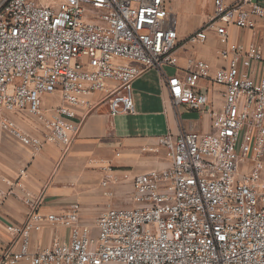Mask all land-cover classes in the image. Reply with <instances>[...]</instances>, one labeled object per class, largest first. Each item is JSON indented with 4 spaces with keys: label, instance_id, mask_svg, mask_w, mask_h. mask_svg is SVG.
<instances>
[{
    "label": "built area",
    "instance_id": "built-area-1",
    "mask_svg": "<svg viewBox=\"0 0 264 264\" xmlns=\"http://www.w3.org/2000/svg\"><path fill=\"white\" fill-rule=\"evenodd\" d=\"M168 1L0 0V128L33 151H66L80 128L73 107H89L94 92L105 93L109 115L133 113V82L150 68L161 71L174 108L206 107L211 119L208 132L158 137L164 167H105L101 186L129 180L132 205L110 206L90 223L79 203L45 215L41 197L27 194L24 222L6 226L13 245L0 264H264V78H254L264 53L229 38L230 27L256 29L264 7L212 0L183 42L214 33L221 64L213 70L193 56L179 65ZM166 65L176 71L167 75ZM205 81L222 86L220 105L209 104ZM54 92L61 102L44 112L43 97ZM18 111L42 120L44 132L19 127L9 116ZM45 221L67 228V239L31 246Z\"/></svg>",
    "mask_w": 264,
    "mask_h": 264
},
{
    "label": "crops",
    "instance_id": "crops-1",
    "mask_svg": "<svg viewBox=\"0 0 264 264\" xmlns=\"http://www.w3.org/2000/svg\"><path fill=\"white\" fill-rule=\"evenodd\" d=\"M255 1L264 7V0ZM168 6L175 13L169 1ZM211 9L212 0H208L204 9L195 12L190 28L179 32L180 42L176 49L179 65H184L189 56L206 60L213 70L221 64L218 59L220 44L214 33H210L206 45L199 46L198 56L188 54L183 48L188 44L183 42L185 37L200 27ZM229 38L245 44L256 42L264 53V18L258 21L254 30L230 27ZM175 71L174 68L173 73ZM254 78H264V62L254 65ZM202 84L209 104L220 105L222 86L206 81ZM52 94L43 97L44 112L61 102L58 93V101L47 104ZM105 96L102 91L94 92L89 97V107H73L80 128L66 151L47 145L35 152L0 128V251L13 245L6 226L23 223L26 218L27 206L23 199L27 194L41 197L39 210L45 215L61 213L70 205L79 203L82 221L90 223L110 206L132 205L129 180L107 188L101 186L105 167L112 166L130 173L164 167L168 165L164 151L161 156L143 153L154 151L159 136L169 132L177 134L182 129L198 133L210 130L211 119L205 112L206 107L196 110L179 106L176 109L171 105L161 71L156 68L146 70L134 80L133 113L109 115ZM9 116L31 134L44 132L42 120L27 112H11ZM128 187L129 191L126 190ZM126 201L129 204H122ZM53 237L65 240L68 230L45 221L42 229L32 234L31 246H46Z\"/></svg>",
    "mask_w": 264,
    "mask_h": 264
},
{
    "label": "rangeland",
    "instance_id": "rangeland-1",
    "mask_svg": "<svg viewBox=\"0 0 264 264\" xmlns=\"http://www.w3.org/2000/svg\"><path fill=\"white\" fill-rule=\"evenodd\" d=\"M208 0H169V4L172 5L173 10L176 13V23H177V31H178V38H179V32H181L184 28L188 29L193 23V18L195 16V12L204 9L207 5ZM210 38L202 44H186L183 48L187 51L188 54H193L195 56H198L196 54V51L198 50L199 46L206 45L209 42ZM199 57V56H198ZM164 70L167 74H172L174 71V67L172 66H164ZM59 94L58 92H54L47 100V104H55L58 101ZM185 115V114H184ZM183 115V116H184ZM163 148L157 143L154 146V151H147L143 152L145 155H160L163 153ZM119 183V182H118ZM123 183V182H121ZM129 187L126 188V190ZM122 204H129L128 201L123 202Z\"/></svg>",
    "mask_w": 264,
    "mask_h": 264
}]
</instances>
